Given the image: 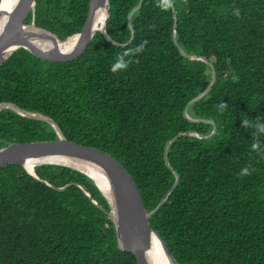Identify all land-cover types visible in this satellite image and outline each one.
<instances>
[{
	"label": "trees",
	"instance_id": "1",
	"mask_svg": "<svg viewBox=\"0 0 264 264\" xmlns=\"http://www.w3.org/2000/svg\"><path fill=\"white\" fill-rule=\"evenodd\" d=\"M139 1L109 0L114 41L131 39L128 15ZM89 8L90 0H37L35 22L65 39L82 30ZM32 19L31 12L26 23ZM131 21L128 45L97 31L85 52L67 61L17 48L0 67V103L47 115L68 139L115 156L151 211L176 180L166 143L181 132L214 129L184 110L215 69V83L188 113L214 119L217 131L170 144L180 178L150 224L180 264H264V132L257 127L264 123V0H144ZM122 53H129L128 67L113 71ZM58 137L46 120L0 110V148ZM35 171L40 179L21 164L0 166V264H137L118 246L109 201L89 175L60 164Z\"/></svg>",
	"mask_w": 264,
	"mask_h": 264
},
{
	"label": "water",
	"instance_id": "2",
	"mask_svg": "<svg viewBox=\"0 0 264 264\" xmlns=\"http://www.w3.org/2000/svg\"><path fill=\"white\" fill-rule=\"evenodd\" d=\"M1 1L2 0H0V17L5 15L6 21L2 28H0V67L10 55L21 46L27 47L38 56L49 60L67 61L74 59L85 52L97 31L102 32L110 41L117 45H128L135 37V28L131 21L132 14L142 6L144 0H140L128 15V21L132 28V37L127 43H118L108 34L107 21L110 17L109 0H90L89 13L82 30L65 39H61L54 32L36 25L34 14L37 0H18L16 5L10 10L1 8ZM102 8L106 10V18L102 26L97 28L95 26V17ZM173 8L175 10V5H173ZM31 12L33 14V20L31 23H26V19ZM33 27L40 31L33 30ZM177 27L178 24L176 19L173 34L176 43H178L176 37ZM52 37L56 38L57 41L62 42H67L72 37H76V41L69 51L64 52L60 46L52 47L51 44L47 45L41 43L44 39H49L51 41ZM179 48L180 52L189 59L203 60L213 66V63L207 58L195 54L189 55L181 47ZM216 79L217 73L215 69H213V78L210 85L198 96L190 100L184 110V115L189 120L193 122L211 123L213 124L214 129L208 135L196 131L181 132L166 143L164 158L166 164L175 173L176 180L161 202L151 211L146 209L139 188L132 175L123 163L115 156L100 148L88 146L68 139L53 118L38 112L23 109L14 102H1L0 110L4 107H9L21 115L46 120L52 124L59 137L57 139L27 142L15 141L9 145L1 147L0 166L5 167L8 164H21L28 172L38 179L40 178L35 171V165L38 164L66 165L86 173L96 182L98 188L109 201L111 208L110 210H106V212L114 221L117 243L121 249L132 252L136 257L137 264H154L151 258L150 249L152 248L154 235H156L161 241L169 264H180L169 251L161 234L151 226L150 218L159 211L179 182L180 175L178 171L172 167L168 158V148L170 144L179 136L193 135L200 138H210L217 131L218 126L214 119L193 118L188 113L189 108L209 92ZM79 162L92 163L101 168L103 174L97 169L90 167V169H95L96 172L102 174L106 181V185L97 182L87 169H83L79 166L81 165ZM27 165H31L32 170L29 169ZM74 183L83 188V190L90 196L88 188L84 184L79 182ZM70 184L71 183L55 188L63 190ZM107 192H111L113 201L109 199ZM93 202L95 205L105 210L99 202L96 200H93Z\"/></svg>",
	"mask_w": 264,
	"mask_h": 264
},
{
	"label": "bare ground",
	"instance_id": "3",
	"mask_svg": "<svg viewBox=\"0 0 264 264\" xmlns=\"http://www.w3.org/2000/svg\"><path fill=\"white\" fill-rule=\"evenodd\" d=\"M18 2V0H2L1 1V8L3 9H11L13 8L16 3ZM105 18H106V10L104 8L101 9L100 12L97 13L96 17H95V26L98 28V27H101L102 24L104 23L105 21ZM6 21V16L5 15H2L0 17V28H2L3 24L5 23ZM33 30H36V31H40L39 29H35L34 27L32 28ZM42 41V40H41ZM55 41V42H54ZM75 41H76V37H72L71 40L67 41V42H62V41H57L56 38H51V41L48 39H44V41H42L41 43L42 44H47V45H52V47L54 46H60L62 48V50L64 52H67L69 51L75 44ZM68 133V132H67ZM79 165L81 168L83 169H87V171L92 175L94 176V178L97 180V182L103 184V185H106V181L104 179V177L102 176L103 174V170L101 168H99L98 166L92 164V163H87V162H79ZM29 167V169L32 170V166L31 165H27ZM90 167L92 168H95L97 169L98 171H100L102 174H99V172H96L95 169H90ZM48 173V172H47ZM209 173V172H208ZM78 176V175H77ZM215 177V176H214ZM200 179V178H199ZM58 181V180H57ZM72 181V180H71ZM80 183V182H79ZM187 183V182H186ZM64 184V183H63ZM1 187V186H0ZM259 188V187H258ZM195 190V189H194ZM166 192V191H165ZM164 192V193H165ZM185 192V191H184ZM190 192V191H189ZM107 195L109 197V199L111 201H113V197H112V194L111 192H107ZM232 195V194H231ZM95 198V197H94ZM198 199V198H197ZM192 201V200H191ZM176 204V203H175ZM7 205V204H6ZM181 206V205H180ZM183 206V205H182ZM185 208V207H184ZM187 208V207H186ZM211 208V207H210ZM217 208V207H216ZM108 209V208H107ZM193 209V208H192ZM102 210V209H101ZM209 210V209H208ZM220 210V209H219ZM203 211V210H202ZM99 212V211H98ZM186 212V211H184ZM219 212V211H218ZM209 213V212H208ZM94 214V213H93ZM201 214V213H200ZM92 215V214H91ZM182 215V214H181ZM104 217V216H103ZM112 220V219H111ZM200 220V218H199ZM213 221V220H212ZM104 223V222H103ZM196 223V222H195ZM194 223V224H195ZM154 225V224H153ZM183 225V224H182ZM213 225V224H212ZM185 226V225H184ZM114 229V228H113ZM5 233V232H4ZM109 233V232H108ZM204 235V234H202ZM194 236V235H193ZM197 236V234H196ZM202 237V236H201ZM220 240V239H219ZM4 244V243H3ZM102 244V243H101ZM106 244V243H105ZM104 244V245H105ZM114 244V243H113ZM248 245V243H247ZM94 246V245H93ZM101 246V245H100ZM241 246V245H240ZM94 248V247H93ZM103 248V247H102ZM119 249V248H117ZM174 249V248H173ZM197 249V248H196ZM121 250V249H120ZM150 254H151V258H152V261L154 262V264H169V261L167 260V257L165 256V252H164V249H163V246L161 244V241L159 240V238L154 235V238H153V244H152V248L150 249ZM171 250V249H170ZM236 250V249H235ZM94 251V250H93ZM120 252V251H119ZM122 252V251H121ZM258 254V253H257ZM185 256V255H184ZM191 256V255H190ZM236 257V256H235ZM109 259V258H108ZM4 260V259H3ZM234 260V259H233ZM2 261V260H1ZM136 262V261H135ZM253 263V262H252Z\"/></svg>",
	"mask_w": 264,
	"mask_h": 264
},
{
	"label": "clouds",
	"instance_id": "4",
	"mask_svg": "<svg viewBox=\"0 0 264 264\" xmlns=\"http://www.w3.org/2000/svg\"><path fill=\"white\" fill-rule=\"evenodd\" d=\"M235 14L236 15L240 14V10L238 8L235 10ZM142 47H143V45H141L140 47L136 48L134 51L139 52L142 49ZM128 55H129V53L120 54L119 57L117 58L116 62L113 64L112 70L113 71H117V70H121V69H126L128 67L129 62H130L129 60L125 59V57L128 56ZM245 123H247V121H245ZM257 127H258L260 132H264V123L258 124ZM253 147H255V145H253ZM248 173H249V169L248 168H244L242 170V174H248Z\"/></svg>",
	"mask_w": 264,
	"mask_h": 264
},
{
	"label": "rangeland",
	"instance_id": "5",
	"mask_svg": "<svg viewBox=\"0 0 264 264\" xmlns=\"http://www.w3.org/2000/svg\"><path fill=\"white\" fill-rule=\"evenodd\" d=\"M36 11V10H35Z\"/></svg>",
	"mask_w": 264,
	"mask_h": 264
}]
</instances>
